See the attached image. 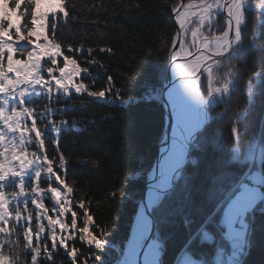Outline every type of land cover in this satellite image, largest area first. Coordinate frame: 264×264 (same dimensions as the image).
I'll list each match as a JSON object with an SVG mask.
<instances>
[{
  "label": "snow or ice",
  "instance_id": "snow-or-ice-1",
  "mask_svg": "<svg viewBox=\"0 0 264 264\" xmlns=\"http://www.w3.org/2000/svg\"><path fill=\"white\" fill-rule=\"evenodd\" d=\"M77 11L73 0H0V264H57L59 249L71 264H111L106 259L109 233L94 219L91 202L70 199L74 187L67 182L69 161L60 148L69 121L53 118L66 111L53 105L74 94L128 101L112 75L102 90L85 83L94 67H102L92 54L113 53V48H85L63 39L60 28L75 23ZM170 11L178 27L160 40V50L170 66L172 86L145 97H166L170 135L165 131L160 158L147 173V196L138 205L126 246L113 248L114 264H162L166 241L156 230V212L166 205L169 215L184 216L189 229L175 264H243L251 247L250 218L264 205V138L243 149L241 124L257 93L264 95V66L249 72L233 61L244 60L245 50L257 41L264 47V0H174ZM84 53L89 58L78 62ZM241 84L247 106L237 105L232 112L231 157L210 174L197 204L194 194L201 190L192 184L186 166L199 167L195 154L204 149L212 111L224 104L216 116H227ZM234 166L238 172L232 171ZM109 195L123 200L126 193L116 188ZM74 207L80 210L82 227L77 226ZM259 211L264 214V207ZM194 214L203 219L192 229ZM77 241L87 246L86 252ZM205 243L217 245L216 253L227 259L204 258L197 248Z\"/></svg>",
  "mask_w": 264,
  "mask_h": 264
},
{
  "label": "trees",
  "instance_id": "trees-1",
  "mask_svg": "<svg viewBox=\"0 0 264 264\" xmlns=\"http://www.w3.org/2000/svg\"><path fill=\"white\" fill-rule=\"evenodd\" d=\"M73 2L78 6L75 13L78 20L61 26L63 39L74 46L83 43L85 48H113V53L95 51L92 54V57L101 61L102 67H94L92 79H85V83L92 85L91 90H102L107 86V76L112 75L116 87L123 90L124 99L128 101L122 104L111 96L97 99L86 94H74L71 99L61 97L60 103L53 105L66 108L63 114L53 118L69 121L62 129L60 148L69 161L67 182L74 187L70 199L78 202L83 198L91 202L90 212L94 219L105 225L109 233L110 254L106 259L114 264L117 256L113 248L124 247L138 199L144 191L146 173L154 163L158 142L164 133V111L161 104L157 99L145 97L159 91L160 77L167 64V58L160 50V40L167 39L176 29L170 11L174 0ZM94 4L99 7L90 11ZM136 4H140V7H135ZM260 44L261 41H257L256 47L247 48L244 60L233 62L241 63L242 69L247 68L249 72L260 71L264 66V47ZM85 58H89L87 53L83 57L77 56L78 62ZM86 66L81 63V67ZM243 90L244 85L241 84L240 90L233 93L237 103L231 105L227 116L222 119L216 116L225 105L212 111L214 118L207 128L204 149L195 154L200 159L199 167H187L192 184L201 190L194 194L197 204L208 186L210 174L231 157L228 125L237 105L247 106ZM36 102L47 104L43 98H36ZM241 130L242 141L248 137H257V134L259 139L264 138V95L259 92L250 113L241 124ZM244 132L246 135H243ZM241 146L244 147L243 143ZM48 147L51 153L52 149ZM97 160L99 164H94L93 161ZM232 171L238 172L239 168L234 166ZM116 188H122L126 193L123 200L120 197L115 200L110 198V192ZM45 204L49 208L53 206L49 200ZM73 210L78 212L77 226L82 227L80 210L75 207ZM162 211L163 214L156 212V221L158 217L166 241L163 264H174L189 235V229L183 215H169L168 205ZM64 219L70 223V215ZM192 219V229H195L203 217L194 214ZM253 226L249 236L251 247L243 264H264V214H257ZM76 246L87 251V246L79 241ZM211 246L205 243L197 251L199 254L201 251L207 252L212 249ZM54 259L57 264H71L63 249L58 250Z\"/></svg>",
  "mask_w": 264,
  "mask_h": 264
},
{
  "label": "rangeland",
  "instance_id": "rangeland-1",
  "mask_svg": "<svg viewBox=\"0 0 264 264\" xmlns=\"http://www.w3.org/2000/svg\"><path fill=\"white\" fill-rule=\"evenodd\" d=\"M186 1H187V0H186ZM173 20H174V14H173ZM174 23H175V20H174ZM175 25H176V28H177L178 25H177L176 23H175ZM245 56H246V55H245ZM168 66H169V65L167 64V66L164 67V70H163V72H162V74H161L159 91L152 93V94L150 95V97H154L155 95H158V94L162 93L163 83L166 81V78H165V71L168 69ZM152 99H155V100H156V98H152ZM157 100L159 101V103H161V102H160V100H161V96H160V98L157 99ZM221 105H224V104H221ZM161 106H162V105H161ZM162 108H163V106H162ZM163 111H164V109H163ZM164 132H165V117H164ZM218 135H220V134H217V136H218ZM258 135H259V134H257V137L254 136V137H248V138H245L244 141H242V143H243V145H244L243 149L247 150V148L249 147V145H250L251 143H253V142H258V141L260 140V139L258 138V137H260V136H258ZM161 139H162V137L160 138L159 142L161 141ZM256 139H257V140H256ZM205 141H206V138H205ZM159 142H158V145H159ZM215 147H216V146H215ZM157 155H158V148H157ZM157 155H156V157H155V160H154V163H153L152 167H153L154 164H155V161H156ZM188 166H189V165H188ZM188 166H186V167H188ZM152 167H151V168H152ZM151 168H150V169H151ZM147 173H148V172H147ZM147 173H146L145 185H146V181H147ZM144 189H145V187H144ZM143 192H144V191H143ZM142 194H143V193H142ZM141 197H142V195H141ZM141 197L138 199V202H137V205H136V209H135L134 215H133L132 220H131V223H130V227H131V225H132L133 222H134L135 213H136V211H137V209H138V205H139V201H140ZM261 207H264V205H258L256 212L253 214V215H254V219L250 218V219H251V223H252V229H254L253 223H254V221H255V218H257V214L259 215V213H261V212L259 211V209H260ZM157 213L163 214L162 208H161L160 210H158ZM161 224H162L161 221H160L159 218L157 217V221H156V230H158V231L161 233V236H162V238H163V240H164L163 228L160 227ZM164 225H165V223H163V226H164ZM129 232H130V230H129ZM250 235H251V234H250ZM162 242H163V241H162ZM211 247H212V249H209L210 251H209V250H207V252L201 251V252H202L201 254H202V256H203L204 258H207V259H209V260L219 259V260H222V261H225V260L227 259V256H226V255H220V254H217V253H216V247H217V245L213 244ZM197 252L199 253V251H197ZM164 254H165V251H164L163 256H162V264H163V257H164ZM248 254H249V250H248ZM248 254H247L245 257L242 258V259H243V262H244L245 258L248 256ZM174 264H175V262H174Z\"/></svg>",
  "mask_w": 264,
  "mask_h": 264
},
{
  "label": "water",
  "instance_id": "water-1",
  "mask_svg": "<svg viewBox=\"0 0 264 264\" xmlns=\"http://www.w3.org/2000/svg\"><path fill=\"white\" fill-rule=\"evenodd\" d=\"M171 74H172L171 69L168 67L167 71H165V78H166V81L163 83V89H162V92H166V91L168 90V89H166V88H167V84H168V82H169V79H170V77H171V76H170ZM165 100H166V97H164V96L161 95V100H160L161 103H160V104L163 106V109H164L165 131H167V132L169 133V135H170V128L168 127V124L170 123V119H169L170 108L165 107V103H164ZM164 134H165V132H164ZM164 134H163L162 139H161V141L159 142V145H158V155H157V158H156L155 164H156V162H157V161L159 160V158H160L161 148L163 147L162 141H163V138H164ZM155 164H154V165H155ZM148 183H149V180H148V175H147V181H146L145 189H144V192H143V194H142V197H141L139 203L142 202V201H144V200L146 199V196H147V190H148ZM134 220H135V218H134ZM133 223H134V222H133ZM132 226H133V224H132L131 227H130V234H131V232H132ZM130 234H129V235H130Z\"/></svg>",
  "mask_w": 264,
  "mask_h": 264
},
{
  "label": "bare ground",
  "instance_id": "bare-ground-1",
  "mask_svg": "<svg viewBox=\"0 0 264 264\" xmlns=\"http://www.w3.org/2000/svg\"><path fill=\"white\" fill-rule=\"evenodd\" d=\"M165 66H167V64L165 65ZM169 68H170V66H168ZM167 71V70H166ZM171 77H170V79H169V82H168V84H167V88L166 89H168V88H170L171 86H172V80H173V76H172V74L170 75ZM167 108H169V107H167Z\"/></svg>",
  "mask_w": 264,
  "mask_h": 264
}]
</instances>
